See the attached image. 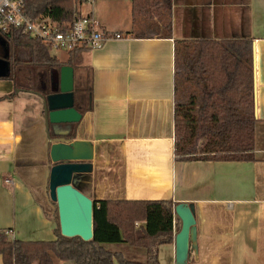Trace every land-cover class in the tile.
<instances>
[{
	"label": "crops",
	"instance_id": "crops-1",
	"mask_svg": "<svg viewBox=\"0 0 264 264\" xmlns=\"http://www.w3.org/2000/svg\"><path fill=\"white\" fill-rule=\"evenodd\" d=\"M79 12L124 37L74 54V107L81 118L52 127L71 133L68 140L92 145L91 171L77 174L72 184L93 200L192 203L198 260L186 264H264V0H170L167 9L146 7L136 13L134 0H92L84 10L81 4ZM196 39L250 40L257 118L254 161L175 157V41ZM10 90L0 86L2 93ZM31 95L18 93L0 101V172L14 185L12 198L31 205L35 214L33 224L20 222L31 230L37 225L54 232L50 142L41 98ZM28 182H38L37 197L45 211L22 185ZM20 222L11 214L0 220V229L16 237ZM174 255L173 236L171 243L159 245V263L175 264Z\"/></svg>",
	"mask_w": 264,
	"mask_h": 264
},
{
	"label": "trees",
	"instance_id": "trees-1",
	"mask_svg": "<svg viewBox=\"0 0 264 264\" xmlns=\"http://www.w3.org/2000/svg\"><path fill=\"white\" fill-rule=\"evenodd\" d=\"M82 0H24L23 10L32 21L49 18L59 25L80 15ZM146 7L167 9L170 0H134V11ZM10 46L12 77L0 78L12 84L0 101L20 92H56L60 67H74V54L66 60L53 55L38 39L19 27L0 28ZM171 37L170 33L164 34ZM174 154L179 160L254 161L255 127L252 50L250 40L223 43L205 40L175 41ZM45 70L46 81L39 71ZM38 93V94H37ZM83 111V110H81ZM52 138L57 135L49 127ZM68 138L73 135L67 134ZM56 226L52 240H21L0 229V256L3 264H160L158 247L173 241L180 220L167 199L93 200V237L60 234ZM106 243H126L142 248L145 261L127 259L120 251L107 249Z\"/></svg>",
	"mask_w": 264,
	"mask_h": 264
},
{
	"label": "water",
	"instance_id": "water-1",
	"mask_svg": "<svg viewBox=\"0 0 264 264\" xmlns=\"http://www.w3.org/2000/svg\"><path fill=\"white\" fill-rule=\"evenodd\" d=\"M3 54L0 55V78L12 77L9 62L10 46L0 35ZM57 91L48 95L38 94L42 102V112L49 145L51 167L48 179V194L56 204L58 226L62 236H78L84 241L93 237V199L85 195L73 184L77 174L91 171L92 145L82 140H68V132L54 131L50 126L61 128L80 120L81 113L74 107L73 67L63 65L59 70ZM173 214L180 220V228L174 235L175 264H186L198 260L197 230L192 203L179 202L173 206Z\"/></svg>",
	"mask_w": 264,
	"mask_h": 264
},
{
	"label": "built area",
	"instance_id": "built-area-1",
	"mask_svg": "<svg viewBox=\"0 0 264 264\" xmlns=\"http://www.w3.org/2000/svg\"><path fill=\"white\" fill-rule=\"evenodd\" d=\"M82 1L89 4L92 2ZM23 6L24 0H0V28L19 27L28 36L40 40L51 53L82 48L93 50L108 40L124 37L121 33L100 27L90 14H80L72 22L59 25L49 18L30 20L25 15Z\"/></svg>",
	"mask_w": 264,
	"mask_h": 264
},
{
	"label": "rangeland",
	"instance_id": "rangeland-1",
	"mask_svg": "<svg viewBox=\"0 0 264 264\" xmlns=\"http://www.w3.org/2000/svg\"><path fill=\"white\" fill-rule=\"evenodd\" d=\"M81 4H82V9L84 10L89 3H87L86 1H82ZM80 5H79V8H80ZM52 54L58 57L59 59H63L66 56V52L64 51H52ZM39 77H40V81H43V82L46 81L47 79L46 71L45 70L39 71ZM4 85H7L8 89L12 90V84L10 81L0 79V86L3 87ZM3 93L0 92V94H3ZM19 94H25L28 96V98L33 97V95L28 94L26 92H20ZM45 133H46V129H45ZM46 138H47V134H46ZM3 168L0 167V171ZM3 176H4V172L3 173L0 172V220H2L5 217L7 220L11 216V214H13V215H16V217L18 218V222H20V219L21 220L23 219L29 224H33L34 222L32 221V219H35L34 218L35 214L30 211L31 205L22 206L20 205L17 198L16 199L12 198V192H14L13 191L14 185L10 183L9 180L5 181ZM22 185H24V187H26L29 190L30 194L32 195L33 197L32 202L39 205L40 208L42 209V212L45 211L43 202L39 200V198L37 197L38 195L37 189L39 186L38 182H28L27 184H22ZM25 212L28 214L26 216V219L28 220H26L24 217ZM35 228L36 230H31L29 229L28 225H26L24 222L21 221L19 228H18L19 234H17L15 238H18L21 240H52L55 238L54 232H51L52 230L49 231L46 228H41L40 226L38 227L37 225H35ZM6 231H8V229H6ZM104 246L107 249H110L113 251H116V250L121 251L124 254V256L129 260L145 261L146 259L144 249L133 247L126 243H106L104 244ZM56 264H62V261L56 260ZM114 264H118V262L115 260ZM164 264H166L165 261H164Z\"/></svg>",
	"mask_w": 264,
	"mask_h": 264
},
{
	"label": "flooded vegetation",
	"instance_id": "flooded-vegetation-1",
	"mask_svg": "<svg viewBox=\"0 0 264 264\" xmlns=\"http://www.w3.org/2000/svg\"><path fill=\"white\" fill-rule=\"evenodd\" d=\"M3 54V47L0 45V55Z\"/></svg>",
	"mask_w": 264,
	"mask_h": 264
}]
</instances>
